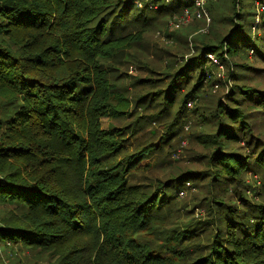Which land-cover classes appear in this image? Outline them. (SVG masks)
I'll list each match as a JSON object with an SVG mask.
<instances>
[{
    "label": "trees",
    "instance_id": "trees-1",
    "mask_svg": "<svg viewBox=\"0 0 264 264\" xmlns=\"http://www.w3.org/2000/svg\"><path fill=\"white\" fill-rule=\"evenodd\" d=\"M135 1L0 0V103L4 99L2 104L12 110L11 118L4 121L8 125L5 138L10 141L3 143L7 152L0 155L29 162L28 176L32 178L26 182L20 171H15L8 175L9 182H0V201L22 205L31 220L27 226L16 223L0 227V242L5 238V242L48 246L61 257L60 264H183L187 257L184 242L193 238L187 235L190 229L176 230L166 237V245L179 246L168 255H164L166 245L156 249L138 238L140 233L155 232L165 203L162 196L143 190L137 183V164L145 157L131 154L133 151L120 144L122 133L117 127L103 129L101 123L103 117L123 116L121 108L125 105L110 102L116 93L110 70L100 60L115 57L136 40L128 32L130 26L145 27L147 14L156 12L160 17L167 12L138 7ZM187 7H193L192 0H173L165 10L182 13ZM252 7L257 10V6ZM248 9L242 14L252 15L250 25L259 28L257 21L264 15L256 20V11L250 13ZM210 29L201 34H208ZM175 31L169 29L168 33ZM233 32L244 33L243 25L232 31L220 48L211 43L199 48L196 43L198 55L179 70L175 61H167L168 68L175 71L163 95L165 110L175 106L180 116L188 102L194 101L190 90L183 94L191 81L188 71L194 65L195 70L202 69L201 63L207 60L219 66L223 52L248 59L249 44L255 39L250 37L247 44L233 42ZM7 36L15 38L14 45H6ZM178 36L183 41V34ZM187 44H181V53L188 51ZM179 83L182 86L177 89ZM239 89L241 99L231 97L229 111L222 101L210 111L219 126L207 142L218 147L211 159L215 164H211L214 170L210 174L215 182L241 186L254 167L262 169L264 178V148L253 161L240 152L241 148L233 151L227 146L243 139L247 121L253 118L242 113V106L251 103L261 108L255 112L264 115V92ZM117 155L126 160L123 170L119 162L110 165ZM11 180L19 182L11 185ZM213 203L228 205L219 200ZM222 213L227 214L219 211L220 217ZM18 225L22 228H14ZM225 226L215 235L206 255L190 264H264V205L238 218L232 214Z\"/></svg>",
    "mask_w": 264,
    "mask_h": 264
},
{
    "label": "rangeland",
    "instance_id": "rangeland-1",
    "mask_svg": "<svg viewBox=\"0 0 264 264\" xmlns=\"http://www.w3.org/2000/svg\"><path fill=\"white\" fill-rule=\"evenodd\" d=\"M171 1L173 0H162L166 6ZM139 2H142V6ZM135 3L138 7L167 12L160 14V17L156 12L147 14L148 24L145 27L140 24L135 27L130 26L128 32L130 31L133 37H137L136 40L117 52L115 57L100 60L110 70L111 86L116 93L111 95L110 102L112 104L121 102L125 105L121 108L124 111L123 116L103 117L101 123L103 129L117 127L122 133L123 141L120 144L127 147V150L133 151L131 154L137 152L145 157L137 164L138 171L135 176L137 183L142 184L143 190L162 196L165 203L155 223V232L140 233L138 238L149 242L153 248L161 249L166 245V237L171 232L190 229L187 235L193 238L184 242L187 257L182 261L183 264H190L191 261L206 255L215 235L226 228L225 225L232 214L238 218L247 212H252L254 207L264 205L262 169L254 167V170L243 178L241 186L217 183L210 172L214 170L211 164L215 162L211 159L218 147L207 142L214 137L219 126L217 119L210 114L211 110L216 109L218 101H222L224 109L229 111L230 100L233 99L231 97L241 99V95L237 94L240 87L264 92V18L257 19V16L261 18L264 15V8L260 9L258 6L261 5L258 3L255 5L248 0H206L204 6L195 7L190 10L191 15L185 14L182 17L181 10H165L166 6L161 1L137 0ZM253 5L257 6V10H254L259 28L250 25L252 15L242 14L248 7L250 13L253 12ZM193 12L195 15L192 14ZM241 25L244 33L233 32L232 41H242L241 43L247 44L250 37L255 39L256 42L249 44L252 49L248 59L223 52V58L217 57L222 61L219 66L211 65L207 60L201 63L202 69L198 67L199 69L195 70L197 68L194 65L187 76L191 81L183 91L185 94L190 90L189 95L193 94L194 101L188 102L184 109L185 114L180 116L177 111L175 112L177 109L175 106L165 110L167 103L163 95L173 80L175 71L168 68L167 61H175L179 70L198 55L196 43L199 48L206 43L220 48L226 37ZM172 26L178 28L169 35L168 30ZM210 27L208 34H201ZM178 34H183V41L179 36L177 37ZM260 39H263V42ZM14 40V37L7 36L6 45H14ZM172 40L173 42H170ZM186 41H188V51L181 53L180 46ZM213 58L210 59L214 60ZM181 86L182 83H179L177 89ZM1 92L0 90V94ZM2 103H5L4 99ZM2 103H0V149L4 148V150L0 152L6 151L7 147L3 143L10 141V138H5L8 137V125L4 121L11 118L9 114L12 111ZM257 109L261 108L251 103L241 107L243 114L250 113L253 118L247 121L243 139L237 143L229 142L227 146L228 150L233 151L241 148L240 152L249 155V160L253 161L256 159L253 156L264 148V115L255 112ZM182 116L184 117L180 120ZM253 149L255 152H252ZM125 161L120 160L117 155L110 161V165L119 162L123 164L121 167L123 170ZM141 168L146 169L141 170ZM30 170L31 165L26 160L0 155L2 184L9 182L8 175L15 171H20L24 181L32 182V178L28 176ZM181 178L182 180H177ZM18 182L10 181L11 185ZM217 200L228 205L220 206L219 203L218 205L213 203ZM209 202L212 203L207 207ZM237 209H241V212L237 213ZM219 211L227 214L224 216L222 213L220 217ZM16 223L29 225L31 223L29 213L18 203L9 200L0 201V227L7 228L8 225ZM14 228L22 227L18 225ZM5 240L4 238L2 239L4 242H0V264H60L61 257L53 248L36 247L35 244L24 241L5 242ZM173 247L179 248L178 245H166L164 255H168Z\"/></svg>",
    "mask_w": 264,
    "mask_h": 264
},
{
    "label": "built area",
    "instance_id": "built-area-1",
    "mask_svg": "<svg viewBox=\"0 0 264 264\" xmlns=\"http://www.w3.org/2000/svg\"><path fill=\"white\" fill-rule=\"evenodd\" d=\"M136 1H137V0H136ZM205 4H206V0H192V5H193V7H192V8H190V7L184 8L183 11H182V17H183L185 14L191 15V11H190L191 9H194L195 7H197V8H201L200 6H204ZM139 5L142 6V2H139ZM258 5H261V6H258L260 9H261V8H264V3H258ZM192 14L195 15L194 12H193ZM198 14H199V12H198ZM182 20H183V19H182ZM184 22H187V21H184ZM184 22H182V23H184ZM175 28H178V27H174V26H172V27H170V30H171V31H174ZM209 57H210V58H213V55H209ZM213 59H214V58H213ZM214 61L217 62L216 59H214Z\"/></svg>",
    "mask_w": 264,
    "mask_h": 264
}]
</instances>
